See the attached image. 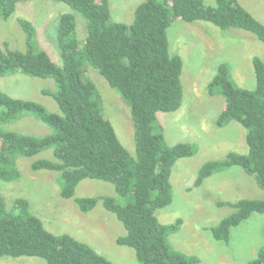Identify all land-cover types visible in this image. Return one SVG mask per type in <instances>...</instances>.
Returning a JSON list of instances; mask_svg holds the SVG:
<instances>
[{"label": "trees", "instance_id": "obj_1", "mask_svg": "<svg viewBox=\"0 0 264 264\" xmlns=\"http://www.w3.org/2000/svg\"><path fill=\"white\" fill-rule=\"evenodd\" d=\"M22 1L0 0V18L8 19ZM53 1L65 3L85 19L86 35L81 41L74 35L73 14H58L60 66L38 47L35 28L25 18H17L25 34V49L10 48L7 42L0 46V77L22 73L52 79L55 89L41 92L51 96L59 108V113L51 112L36 101L11 97L0 89V124L29 115L50 129L35 136L0 125V180L19 178L18 156L51 149L53 159L37 158L30 162V170L58 172L59 193L64 199L72 198L77 184L85 178L112 183L121 201L109 195L73 200L81 212L100 202L114 214L125 228L116 243L132 248L140 264H196L195 257L174 249L166 239V233L175 232L181 219L161 225L155 213L172 200L170 174L175 161L196 152L195 145L186 141L167 145L156 116L158 112H175L182 103L183 62L179 55L169 53L167 28L174 19L206 21L220 29L245 30L264 43V23L237 0H215L214 5L204 0H143L134 8L130 24L112 20L108 0ZM251 60L253 89L239 87L226 62L217 66L207 84L209 94L223 97L215 125L238 122L246 132L247 151L205 161L198 168L194 186L215 172L238 166L264 189V61L259 56ZM86 65L106 79L128 105L134 157L103 116L101 95L86 78ZM218 203L233 211L209 228L216 240L228 241L233 227L253 213L264 214V198ZM10 207L6 208L0 194V258L35 256L47 264H115L86 243L45 229L29 211L26 199L15 198ZM247 264H264V248Z\"/></svg>", "mask_w": 264, "mask_h": 264}, {"label": "rangeland", "instance_id": "obj_2", "mask_svg": "<svg viewBox=\"0 0 264 264\" xmlns=\"http://www.w3.org/2000/svg\"><path fill=\"white\" fill-rule=\"evenodd\" d=\"M143 0H108L113 21L130 24L134 8ZM256 19L264 23V0H237ZM214 5L215 0H204ZM74 15V35L82 40L86 35L85 19L68 5L53 0H25L17 4L14 13L6 20L0 18V46L4 42L19 50L25 49V34L17 18L32 22L38 47L44 49L51 60L62 65L56 42L57 16ZM168 50L181 57L180 75L182 103L175 112H158L157 120L163 128L167 145L190 142L196 152L190 157L175 161L170 174L172 200L159 206L156 216L161 225L181 219L175 232H167L166 239L174 249L195 257L196 264H247L260 248H264V214L253 213L248 219L233 227L228 241L216 240L209 228L231 213L233 208L219 205L220 201L234 202L243 198H264L255 179L238 166H231L206 178L194 186L198 168L208 160L222 159L229 152L247 151L245 129L230 120L222 127L215 125L223 107V97L209 94L207 84L216 73L217 66L226 62L233 81L241 88L253 89L255 74L252 57L264 61V43L252 33L242 29H220L206 21L186 22L172 20L167 28ZM86 78L96 85L102 99L103 116L112 123L118 139L134 157L133 129L128 105L109 82L95 69L86 65ZM50 78L31 77L22 73L0 77V89L11 97L29 99L42 104L48 111L59 113L55 100L43 94L42 89H55ZM3 128L43 136L50 132L48 126L32 116L0 124ZM37 158L53 159L51 149L32 156H18V179L0 180V194L6 208L10 209L15 198H24L29 211L37 216L45 229L54 234H68L86 243L115 264H140L135 251L118 245L116 238L125 233L122 223L107 211L100 202L88 212H81L75 197L113 196L121 201L112 183L100 179L81 180L74 196H60L59 173L50 170L31 171L30 162ZM0 264H47L35 256L0 258Z\"/></svg>", "mask_w": 264, "mask_h": 264}]
</instances>
